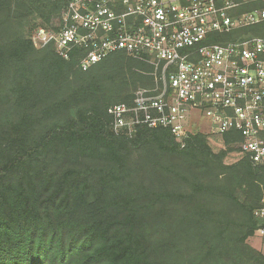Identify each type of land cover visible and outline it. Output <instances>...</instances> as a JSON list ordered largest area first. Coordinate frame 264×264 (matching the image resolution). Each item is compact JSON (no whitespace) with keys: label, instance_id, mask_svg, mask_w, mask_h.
<instances>
[{"label":"trees","instance_id":"16d2710c","mask_svg":"<svg viewBox=\"0 0 264 264\" xmlns=\"http://www.w3.org/2000/svg\"><path fill=\"white\" fill-rule=\"evenodd\" d=\"M258 3L242 1L237 13ZM64 0H0V264H264L248 239L264 220V166L206 132L115 133L107 109L153 86L152 66L123 50L86 70L74 48H36ZM264 37V22L210 36Z\"/></svg>","mask_w":264,"mask_h":264},{"label":"built area","instance_id":"2783aa9c","mask_svg":"<svg viewBox=\"0 0 264 264\" xmlns=\"http://www.w3.org/2000/svg\"><path fill=\"white\" fill-rule=\"evenodd\" d=\"M64 1L58 29L32 31L36 48L51 44L64 59L81 48L82 70L118 50L152 66L153 86L138 87L131 105L107 109L115 133L166 127L182 142L195 131L220 140L237 131L234 152L264 166V37L210 39L264 22V0L240 14L243 0ZM203 121L207 128H193ZM254 215L264 220V196Z\"/></svg>","mask_w":264,"mask_h":264},{"label":"rangeland","instance_id":"374dc122","mask_svg":"<svg viewBox=\"0 0 264 264\" xmlns=\"http://www.w3.org/2000/svg\"><path fill=\"white\" fill-rule=\"evenodd\" d=\"M200 123H202V125L196 124V125H194L193 128L194 129H203V130L205 128H207L204 121L200 122ZM198 125H200V126H198ZM208 135H209L208 141H209V144L213 150L217 151L218 149L223 147V142L218 138V136L215 137V136H212L211 134H208ZM240 156L241 155L238 152H232L226 157L225 161L227 163H230V162L235 161ZM248 243L251 246H253L255 249L261 251L264 254V235L260 236L257 232H255L254 235L248 239Z\"/></svg>","mask_w":264,"mask_h":264}]
</instances>
